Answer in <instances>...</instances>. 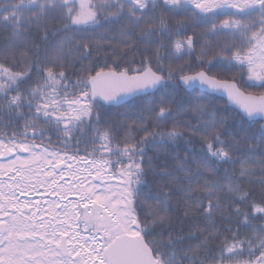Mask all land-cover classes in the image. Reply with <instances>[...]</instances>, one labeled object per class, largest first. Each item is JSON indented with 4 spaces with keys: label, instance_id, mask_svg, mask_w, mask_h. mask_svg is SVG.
Returning <instances> with one entry per match:
<instances>
[{
    "label": "snow or ice",
    "instance_id": "6c2138e0",
    "mask_svg": "<svg viewBox=\"0 0 264 264\" xmlns=\"http://www.w3.org/2000/svg\"><path fill=\"white\" fill-rule=\"evenodd\" d=\"M0 37V264H264V0H0Z\"/></svg>",
    "mask_w": 264,
    "mask_h": 264
},
{
    "label": "trees",
    "instance_id": "16d2710c",
    "mask_svg": "<svg viewBox=\"0 0 264 264\" xmlns=\"http://www.w3.org/2000/svg\"><path fill=\"white\" fill-rule=\"evenodd\" d=\"M225 18H227V17H224V16L219 17V19H221V20L225 19ZM175 19H180V17H176ZM52 26H53V29H55V27H58L59 25L56 22H52ZM202 28H203V26L195 28L196 33L201 36L200 43H204L206 41L207 42H212V41H214L216 39V38L211 37V36L203 35ZM192 31H193V28L190 27L188 29V33L187 34H189V35L192 34ZM0 39H3V37H0ZM174 39H175V37H174ZM108 55H110V50L106 47L99 55H97L96 53H93L92 59L94 61H96L100 65H102L105 62L106 59L108 60V63H111V59H108ZM198 56H199V46H197L196 50L191 55L183 56V58L178 60V61H176V63L180 64V65H189L193 71H198V70H200L199 61L197 60ZM128 59H132V56L129 55ZM136 59L139 60V56H136ZM85 63H87V61H85ZM167 63L168 62L165 61V64H167ZM185 70H186V72H188L187 68ZM214 71H216V70H214ZM233 71H235V69H233ZM188 74H192V73L188 72ZM231 75H232V73L228 72L227 70H224V71L221 72L219 78H221V79H231ZM237 78H239V77H237ZM178 91L181 93L182 96L187 94V93H190L191 95H190L189 98H192V99H194L196 96L201 95V91H198V90H193L192 92H187V91H185L183 89H178ZM250 91L259 92V91H264V90L253 88V89H250ZM215 108L220 110L218 112V115H229L230 117H231L232 112L234 111L233 108L227 106L226 102L223 99H221V98H219L217 96H216V99H215ZM225 110H227V111H225ZM98 111L101 113V117H102L101 127H104V124H103L104 120L111 119L113 122H119L121 120H126L127 119L128 122L130 123L131 120L129 119V116L131 118H133V119L135 118V112H130V110L127 107H123V106H120V107L105 106L104 108L98 109ZM187 118L190 119V117H187ZM230 122H231V120H230ZM193 123H195V121H193ZM167 127L170 128L171 124H169ZM259 130L260 129H259V125L258 124L257 125H253V131L259 133ZM4 131H7L8 134H11L12 129L9 128V129L5 130V129L0 128V134H2ZM122 135H123V133H121V136ZM137 139H139V136H137ZM257 139H259V136H257ZM52 140H53V143L51 145H48L49 149L58 148L59 145L56 143L55 136L52 137ZM35 142L37 144L41 143L40 140H36ZM44 144H47V140L44 141ZM190 147L191 148H195L197 151H199L201 149L202 145L199 142V138L198 137L195 138V140L193 141V144L191 146L187 145L184 141L179 142V146L175 147L174 151H175L176 154H179L180 156H183L184 155V150L186 148H190ZM80 148H81V153L80 154L83 155L84 145L81 144ZM145 151H146V155L144 157L145 161H147L148 158H152L153 159V164H155L157 162L156 161L157 150L154 147H152V146H147L145 148ZM113 159H115V157ZM169 162L172 163L171 161H169ZM145 167H147L146 164H145ZM148 180H149V183L151 184V182H152L151 176L148 177ZM145 191H147V189ZM253 223L254 224H259V223H261V221H253ZM217 224L219 226V224H220L219 219H217ZM180 228L184 229L183 235L187 236L188 231H189V226L187 224H184V225L178 224L177 225V230L179 231ZM222 230L223 229L221 228V231ZM241 231H242V235H243L246 230H241ZM247 234H248V237L251 238V236H252L251 232L248 231ZM201 239H203V237H201ZM187 243L196 244V243H199V241L192 240V241H187ZM215 243L218 244L219 240L215 241Z\"/></svg>",
    "mask_w": 264,
    "mask_h": 264
},
{
    "label": "rangeland",
    "instance_id": "374dc122",
    "mask_svg": "<svg viewBox=\"0 0 264 264\" xmlns=\"http://www.w3.org/2000/svg\"><path fill=\"white\" fill-rule=\"evenodd\" d=\"M5 162H6V161H4L3 158H0V163H5ZM73 163H75V162H73ZM65 177H67V176H65ZM5 179H6V177H5ZM64 179L67 180L68 177H67V178H64ZM61 183H63V181H62ZM41 191H43V189H41ZM17 196H19V193H17ZM19 198H20L21 200L27 198V199H31V200H33V201H36V200L40 199V196H39L38 193H37V194L28 193L27 197H25V196H19ZM45 199H55V197L49 195V196H46ZM69 199H73V200H74V199H76V197H75V196H70ZM58 210H59V209H58Z\"/></svg>",
    "mask_w": 264,
    "mask_h": 264
},
{
    "label": "water",
    "instance_id": "95a60500",
    "mask_svg": "<svg viewBox=\"0 0 264 264\" xmlns=\"http://www.w3.org/2000/svg\"><path fill=\"white\" fill-rule=\"evenodd\" d=\"M185 90L191 91L190 89H185ZM200 91H203V90H200ZM217 96L221 97V98H224L229 106H231L234 109H236L237 111H239V109H238V107L236 105H234L230 101H228L226 94L221 95V94L218 93ZM101 103H103V102H101ZM105 106H120V105H105ZM262 123H264V121H262Z\"/></svg>",
    "mask_w": 264,
    "mask_h": 264
},
{
    "label": "flooded vegetation",
    "instance_id": "af4514ba",
    "mask_svg": "<svg viewBox=\"0 0 264 264\" xmlns=\"http://www.w3.org/2000/svg\"><path fill=\"white\" fill-rule=\"evenodd\" d=\"M65 178H67V177H65ZM62 182V181H61Z\"/></svg>",
    "mask_w": 264,
    "mask_h": 264
}]
</instances>
